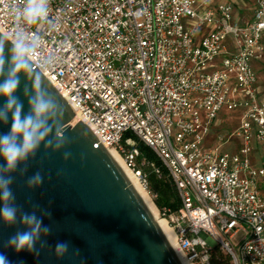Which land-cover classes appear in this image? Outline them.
<instances>
[{"label": "built area", "instance_id": "built-area-1", "mask_svg": "<svg viewBox=\"0 0 264 264\" xmlns=\"http://www.w3.org/2000/svg\"><path fill=\"white\" fill-rule=\"evenodd\" d=\"M22 4L0 0L8 39ZM49 9L28 31L42 37L41 56L60 60L34 64L70 104V124L86 122L95 146L115 148L153 203L146 168L162 173L137 141L155 153L175 207L154 205L192 264H264V99L253 70L264 59V0L246 17L235 0H50ZM223 108L236 116H219Z\"/></svg>", "mask_w": 264, "mask_h": 264}, {"label": "water", "instance_id": "water-1", "mask_svg": "<svg viewBox=\"0 0 264 264\" xmlns=\"http://www.w3.org/2000/svg\"><path fill=\"white\" fill-rule=\"evenodd\" d=\"M10 47L11 42L7 41L6 57ZM18 75L21 83L14 95L23 102V115L29 111L23 95L28 79L23 72ZM42 87L65 107V135L71 142L57 153H46L41 146L35 158L29 159L26 175L21 176L19 169L12 174L11 188L22 211L30 213L34 205H39L40 209L51 213V218L45 217L43 223L49 225L52 232L44 237L48 246L40 250L38 256L26 250L16 253L4 244L16 231L26 230V227L19 222L7 227L0 220V252L11 264H182L107 149L101 142L95 146L99 141L97 136L82 120L70 124L74 111L45 76ZM5 102L6 98L0 96V106ZM10 127L11 114L7 125L0 122V133L8 132ZM85 132L87 135H82ZM63 151L72 154L67 162L62 158ZM0 163H3L2 157ZM36 171L42 173L44 182L41 187L29 190L26 181ZM37 215H40L39 210ZM59 241L70 245L63 259H57L53 251ZM77 250L79 255H75Z\"/></svg>", "mask_w": 264, "mask_h": 264}, {"label": "clouds", "instance_id": "clouds-1", "mask_svg": "<svg viewBox=\"0 0 264 264\" xmlns=\"http://www.w3.org/2000/svg\"><path fill=\"white\" fill-rule=\"evenodd\" d=\"M50 0H23L22 7L14 9L16 25L12 32V39L0 35V96L6 98V102L0 106V122L7 125L11 114V127L8 132L0 133V220L7 227L18 222L26 227V230L16 231L10 236L5 248H12L16 253L28 251L37 256L40 250L48 246L47 237L52 229L45 225V217L51 218L47 209H40L34 205L32 212H24L16 204V196L12 191V174L19 169L20 175L28 172V161L34 159L37 152L43 146L44 151L53 153L61 152L69 144L70 140L65 135V107L57 100L56 96L42 87L44 77L34 64L38 58L45 69H54L60 58L52 53L41 56L43 39L38 33L28 31L33 25L47 22L49 19ZM11 41L9 55L5 56V45ZM23 72L28 83H25L23 95L28 101L29 111L22 115L23 102L14 93L20 87L19 73ZM29 84L31 87H29ZM82 135H87L83 133ZM71 152L63 151V160L67 162L71 158ZM44 176L40 171L28 176L27 188L33 190L42 186ZM37 210L40 215H37ZM39 245V248H37ZM69 243L59 241L54 246V255L57 259H63L69 253ZM75 255H79L78 250ZM0 264H11L8 257L0 252Z\"/></svg>", "mask_w": 264, "mask_h": 264}, {"label": "bare ground", "instance_id": "bare-ground-1", "mask_svg": "<svg viewBox=\"0 0 264 264\" xmlns=\"http://www.w3.org/2000/svg\"><path fill=\"white\" fill-rule=\"evenodd\" d=\"M1 33V31H0ZM57 89V88H56ZM58 90V89H57ZM58 92L64 97V95L58 90ZM65 98V97H64ZM85 124H87L85 122ZM89 128L93 131L92 127L87 124ZM110 156L114 159L117 165L121 168L123 173L126 175L128 180L131 182L137 193L140 195L147 208L151 212L152 216L166 235L169 240L171 246L173 247L178 259L182 264H192L183 254V252L178 248L176 243V235L173 228L169 225V223L162 217L158 215V211L149 195V192L144 188L141 184L137 175L125 164L122 156L117 152V150L113 147H105Z\"/></svg>", "mask_w": 264, "mask_h": 264}, {"label": "trees", "instance_id": "trees-1", "mask_svg": "<svg viewBox=\"0 0 264 264\" xmlns=\"http://www.w3.org/2000/svg\"><path fill=\"white\" fill-rule=\"evenodd\" d=\"M137 147L142 155H144L149 161L154 162V164L160 168L162 173L161 177H158L150 168H146L149 179L148 189L157 194L154 203L158 208L163 205L175 207V191L169 181L166 168L161 164L155 153L143 142L137 141Z\"/></svg>", "mask_w": 264, "mask_h": 264}, {"label": "rangeland", "instance_id": "rangeland-1", "mask_svg": "<svg viewBox=\"0 0 264 264\" xmlns=\"http://www.w3.org/2000/svg\"><path fill=\"white\" fill-rule=\"evenodd\" d=\"M243 5H245V6L247 5V6L251 7L252 6V2L245 1V3ZM253 70H254V72H255V74L257 76V84L259 86V90L261 89L262 92H263L264 91V64H262L260 62H253ZM236 114H237L236 112L227 110L225 108L221 109L220 112H219V116H221L223 118L235 117ZM235 125H236V121L235 120H230V122L228 121L224 126H221L220 129H222V130H230V129L234 128ZM223 149L228 151V152H232L234 150L232 145H225V146H223ZM260 156L261 155L257 154L258 158ZM254 165L257 166V167H260V166L263 165V161H261L260 158H259V161L257 163L255 162ZM149 195L151 197L150 193H149ZM207 242L210 245H214V243H215L211 238H207Z\"/></svg>", "mask_w": 264, "mask_h": 264}, {"label": "crops", "instance_id": "crops-1", "mask_svg": "<svg viewBox=\"0 0 264 264\" xmlns=\"http://www.w3.org/2000/svg\"><path fill=\"white\" fill-rule=\"evenodd\" d=\"M245 1H250L252 2V6H245L243 5L245 3ZM236 3V8H237V13H239L241 16L246 17V16H250L252 13V9H253V5H254V0H235ZM262 64H264V59L261 61H258ZM259 87V86H258ZM260 95L261 97L264 99V91L262 92V90L260 89Z\"/></svg>", "mask_w": 264, "mask_h": 264}]
</instances>
